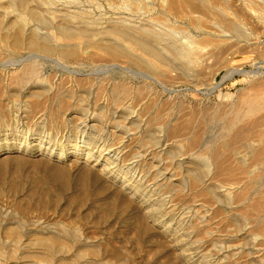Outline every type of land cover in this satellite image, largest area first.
Instances as JSON below:
<instances>
[{"label":"rangeland","instance_id":"obj_1","mask_svg":"<svg viewBox=\"0 0 264 264\" xmlns=\"http://www.w3.org/2000/svg\"><path fill=\"white\" fill-rule=\"evenodd\" d=\"M27 1L31 8L40 7L36 0ZM46 1L55 8L102 14L103 18L111 12L104 0ZM241 14L258 37L221 58L200 59L197 70L190 71L185 60L168 52L162 56L170 69L163 77L145 65L125 63V59L78 58L66 62L78 69L76 82L52 64L31 61L53 91L61 89L54 100L47 94L32 98L44 88L41 85L16 84L14 77H19L24 67L5 70L0 66V264H264V238L253 232L254 223H245L237 209L224 211L226 207L208 193L195 198L194 193H188L191 175L203 178L207 171L193 157L196 151L183 155L181 169L173 168L171 182L158 189L150 182L122 186L100 174L91 160L69 155V149L64 148L81 131L85 130L87 136L96 131L99 136L113 138V142L123 137L118 149L128 157L140 149L147 150L144 162L155 163L152 154L158 150L151 145L158 136L156 128L165 122L166 130L181 126L182 132L199 142L215 137L218 122L229 119L247 97L261 94L264 99L263 30L248 12ZM4 17V23L14 20ZM155 21L161 35V42H155L157 47L172 49L195 35L191 27L175 23L168 12L155 15ZM21 26L15 23L13 30ZM172 27L174 34L166 31ZM38 29L42 32L43 26L38 25ZM108 41L117 45L112 38ZM21 53L26 55L25 50ZM12 57L1 51L0 64ZM113 63L155 79L120 69H101L99 75H88L98 65ZM197 72L198 78L194 77ZM114 85L121 89L115 97L118 103L110 95ZM63 90L72 93L67 103H63ZM87 111L88 118L82 123ZM92 124L97 127H90ZM16 130L23 131L19 134ZM48 133L56 152L63 150L67 158L58 160L57 155L40 154L37 146H32L35 138ZM168 142L163 134L159 150ZM146 163L144 168L148 167ZM214 183L242 185L221 177L205 185ZM254 193L248 202L256 196ZM198 203L209 208L204 222L188 210ZM259 223L264 224V216ZM253 239L258 241L250 251ZM46 242L56 248L51 259ZM219 246L222 251L216 252ZM258 258L260 263L256 262Z\"/></svg>","mask_w":264,"mask_h":264},{"label":"bare ground","instance_id":"obj_2","mask_svg":"<svg viewBox=\"0 0 264 264\" xmlns=\"http://www.w3.org/2000/svg\"><path fill=\"white\" fill-rule=\"evenodd\" d=\"M104 1L111 12L109 16L103 18L102 14L94 15L82 10L70 12L64 7L55 8L46 0H36L40 5L38 9L29 7L27 0L5 2L0 0V52L6 51L13 56L0 66L5 70L24 67L21 75L14 77L17 78L16 84L41 85L40 87L44 88L41 92L33 93L32 98L39 99L47 94L57 100L56 94L61 89L53 91L52 87L48 86L49 83L40 77L39 70L31 61L42 60L52 64L67 78L75 79L76 82L80 73L75 66L71 67L66 62L78 58L90 61L106 58L116 61L125 59V63L135 67L145 65V68H152L157 76L163 77L170 69L169 63L163 59V53L168 52L176 58L185 60L187 67L192 71L197 70L198 64H201L200 59L221 58L225 53L238 49L241 43L247 44L257 38L258 34L242 19L243 11L257 20L264 34V0ZM18 8L20 12L13 13ZM162 12L170 13L175 23L181 22L191 27L195 35L189 37L186 42H178L172 49L164 45L157 47L156 43L161 42V35L156 29L155 15ZM4 16L13 17L14 20L4 23ZM18 21L22 25L21 28L13 30L14 24H18ZM103 23L106 24L103 26ZM38 25L43 26L42 32ZM173 29L174 27L168 28L166 31L174 34L176 32ZM108 38H112L117 45L110 43ZM23 50L26 54L24 56L21 53ZM96 69L99 70L95 72ZM96 69L88 75H99L101 69L104 71L120 69L136 76L140 75L144 79H155L153 75L133 72L119 63L98 65ZM194 77L198 78L199 72L195 73ZM206 79L207 76L204 77V80ZM120 90L116 89L115 85L110 90L115 103L119 101L115 97ZM62 92L63 103H67L72 93L64 90ZM79 101L82 102V98ZM88 114V111L83 114L82 123H85ZM218 123L219 131L215 133L216 136L202 142L196 137L190 138L189 133L182 132L181 126L166 130L168 122L159 125L155 130L158 136L153 138L151 145L158 150L152 154V158L157 159L155 163L144 162L149 155L147 150L140 149L128 157L118 149L123 137L113 142V138L99 136L96 131L89 132L88 136L85 130L81 131L72 139L73 143L65 144L64 148L69 149V155L82 156L86 162L91 160L93 166L99 168L100 174L111 177L113 181H119L122 186L138 187L144 182H150L158 189L171 182L173 176L169 174L173 168L181 169L184 163L181 157L196 151L192 154L193 157L196 161L202 162L207 171L203 178L200 175H191L188 193L189 191L194 193V198L208 193L218 204L226 207L224 211L237 209V215L245 223H254L253 232L264 238V224L259 223L264 216V99L261 94H252L234 110L229 119ZM90 127L95 129L97 126L92 124ZM22 131L16 130L19 134ZM127 134L128 132L124 135ZM163 134L165 141L169 142L160 151ZM52 143L50 133L41 134L33 140L32 146H37L40 154L49 157L57 155L58 160L67 158L68 154H64L63 150L56 152V147ZM173 149L179 151L176 153ZM181 149H184L185 153H181ZM163 155L168 156L162 159ZM145 163L147 168H144ZM220 177L233 179L236 185L239 183L242 185L237 187L224 186L221 183L205 185L209 180ZM253 192L256 196L248 202ZM167 202L170 204V199ZM208 209L203 203L188 208L201 222L207 217ZM257 241L252 240L250 251H254ZM45 247L47 257L51 259L56 248L50 242H46ZM218 251H222L220 246L216 252ZM235 255L237 254L232 256L235 258ZM261 261L258 258L256 262Z\"/></svg>","mask_w":264,"mask_h":264}]
</instances>
